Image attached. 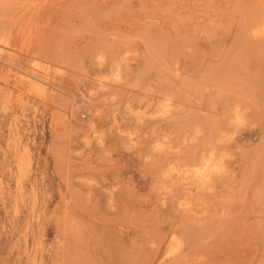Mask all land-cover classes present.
Here are the masks:
<instances>
[{
  "label": "rangeland",
  "instance_id": "rangeland-1",
  "mask_svg": "<svg viewBox=\"0 0 264 264\" xmlns=\"http://www.w3.org/2000/svg\"><path fill=\"white\" fill-rule=\"evenodd\" d=\"M0 264H264V0H0Z\"/></svg>",
  "mask_w": 264,
  "mask_h": 264
}]
</instances>
